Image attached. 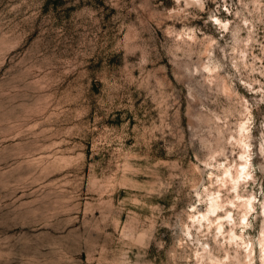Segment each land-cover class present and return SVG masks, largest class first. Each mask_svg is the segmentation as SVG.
I'll list each match as a JSON object with an SVG mask.
<instances>
[{
	"label": "rangeland",
	"instance_id": "1",
	"mask_svg": "<svg viewBox=\"0 0 264 264\" xmlns=\"http://www.w3.org/2000/svg\"><path fill=\"white\" fill-rule=\"evenodd\" d=\"M247 106L261 264L264 0H0V264H245L191 215Z\"/></svg>",
	"mask_w": 264,
	"mask_h": 264
},
{
	"label": "bare ground",
	"instance_id": "2",
	"mask_svg": "<svg viewBox=\"0 0 264 264\" xmlns=\"http://www.w3.org/2000/svg\"><path fill=\"white\" fill-rule=\"evenodd\" d=\"M187 3L201 2L202 0H185ZM214 23L218 25L223 32H230L231 21L222 19L218 16L214 17ZM195 40V35L190 37ZM212 58V57H211ZM216 66L209 60V63L204 65V71L210 75L214 74ZM212 80V79H208ZM247 120L240 122L239 124V143L242 147V152L239 162L234 165H227L222 163L223 167H220L221 174L217 175L219 182V188L216 190H208L207 207L203 211H197L191 215V220L197 227H207L208 230L216 231L214 238L217 243H222L226 251V260L231 261L232 254L228 247H234L235 244L241 251L237 249L238 254L245 253V264H255L257 259L258 249L252 239H247V229L251 224V217L258 213L257 208V196L253 193L246 195L242 193V185L248 183L251 180H255L253 174V154L251 143L252 132V117L253 113L249 106H247ZM211 177V176H210ZM212 178V177H211ZM233 190V197L225 198L223 188ZM241 213V217H236V211ZM224 212V214L222 213ZM260 216H264L263 210L260 212ZM186 225V224H185ZM230 226V228H228ZM187 228V227H185ZM199 228V229H200ZM188 234L191 235L190 227ZM187 231V230H186ZM187 234V235H188ZM262 240L260 241V261L264 264V233L261 234ZM201 260L205 258L210 260L211 264H224L223 258L214 254L211 250L207 251V254H198Z\"/></svg>",
	"mask_w": 264,
	"mask_h": 264
}]
</instances>
